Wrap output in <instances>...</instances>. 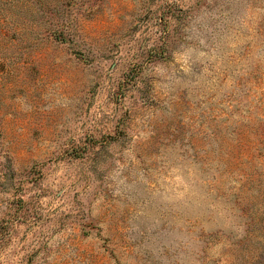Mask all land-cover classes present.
Wrapping results in <instances>:
<instances>
[{
	"label": "rangeland",
	"instance_id": "rangeland-1",
	"mask_svg": "<svg viewBox=\"0 0 264 264\" xmlns=\"http://www.w3.org/2000/svg\"><path fill=\"white\" fill-rule=\"evenodd\" d=\"M0 264H264V0H0Z\"/></svg>",
	"mask_w": 264,
	"mask_h": 264
}]
</instances>
